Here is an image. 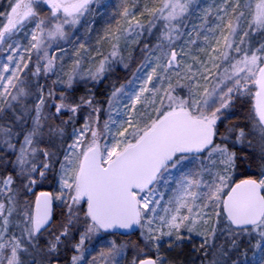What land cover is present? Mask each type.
Masks as SVG:
<instances>
[{
	"label": "snow or ice",
	"instance_id": "obj_1",
	"mask_svg": "<svg viewBox=\"0 0 264 264\" xmlns=\"http://www.w3.org/2000/svg\"><path fill=\"white\" fill-rule=\"evenodd\" d=\"M195 4L120 0L116 27L97 39L110 51L81 43L67 71L49 48L82 22L91 32L101 0H9L0 12V264H61L69 246L67 264H121L127 244L93 256L86 242L133 232L143 247L130 264H168L165 238L171 250L194 237L201 264H239L230 253L245 236L252 264H264V0H213L186 32ZM29 25L23 45L15 37ZM154 29L156 43H143L133 78L112 84L105 107L92 87L124 61L122 41ZM50 73L58 96L39 83ZM80 82L92 87L74 98ZM238 101L250 104L243 124Z\"/></svg>",
	"mask_w": 264,
	"mask_h": 264
},
{
	"label": "rangeland",
	"instance_id": "obj_2",
	"mask_svg": "<svg viewBox=\"0 0 264 264\" xmlns=\"http://www.w3.org/2000/svg\"><path fill=\"white\" fill-rule=\"evenodd\" d=\"M218 3L219 0H216ZM213 3V0H196V4L192 7L196 9V12L194 15H190L188 17L187 22V28L186 32L192 31L193 25H199L201 23V20L199 19L201 15V9L208 7L210 4ZM104 4L109 5L108 8L103 7ZM120 4V0H101L100 6H94L95 11L94 13L88 17V20L92 22V31L86 32L87 23L82 22L80 26H78L76 29L72 30V34L69 36L67 40H57L52 42L51 47L49 48V52L55 53L57 57H61L62 59H58L57 64L59 66L60 63L64 65L65 71L68 70V68L71 66L73 60L75 57V51L79 48V45L81 43H84L87 47H89L90 53L92 55H95L96 49L101 48L105 53L110 51V45L107 42H104L102 45L97 44V39L99 36H103L105 30L111 25L113 28L116 27V20L120 19L119 16H117L115 19H112V14L114 11H117V6ZM9 9V0H0V12L8 11ZM145 22L147 21V17L144 18ZM31 25L26 27L22 32H20L15 39L18 40L21 44L27 45L28 41L30 39V36H25L26 32H30ZM159 33L156 31V29L153 30L152 38H154V41L152 44L156 43V36ZM195 36V33H193V37ZM185 39H187V36H185ZM142 41V40H141ZM60 43V48L55 47L56 44ZM183 40L178 42L179 44H182ZM140 44V43H139ZM139 44L130 43L127 48L124 47L123 41L121 42V55L124 57V61L120 62L117 58V61L113 63L112 67L119 66L122 68L124 67V63H127L128 66L131 63V60L133 59V55L138 47ZM62 46V47H61ZM60 49H63V53H61ZM7 55V53H0V61H3L4 57ZM35 54H33L34 56ZM32 56V60H33ZM34 63V62H33ZM31 66V64L29 65ZM85 67L88 66V62L85 61ZM132 77L129 79L131 80ZM50 84H44L45 87L48 88H54L56 92H59L61 90L60 85H54L53 81L57 79V76L50 73ZM127 83V82H126ZM85 84L84 82H80L77 85ZM57 95V96H58ZM84 115V112L81 113ZM106 119V115L101 118V121ZM83 123V121H82ZM71 143V141H70ZM175 175V172L173 173ZM161 190L163 188L161 187ZM58 210L62 208L56 207ZM56 209V210H57ZM252 238H249L247 236L241 238L239 241L240 248L237 251H234L230 253L232 255L233 259H236L239 261V264H252L253 262V252L257 251L251 247L249 244V240ZM113 237L112 235L108 234H101L99 238H94L91 241L86 242V247L88 248V252L91 253L93 256H98L99 252L102 249H106L109 246V241H112ZM167 238H165V242L161 243L160 252L161 254L166 257V261L168 264H201V258H202V251L201 252H195L193 251V247H198L200 244V238L194 237L191 242L185 241L183 242L181 247H173L171 250H169L167 242ZM252 243H255V239H252ZM146 252L151 253L148 249H145ZM239 253L240 255H236V253ZM246 252V257L243 255V253ZM126 253V250H125ZM152 254V253H151ZM87 255V253H86ZM125 257V255H124ZM242 257V258H241ZM91 257L89 256V259ZM121 264H124V258L121 260Z\"/></svg>",
	"mask_w": 264,
	"mask_h": 264
},
{
	"label": "trees",
	"instance_id": "obj_3",
	"mask_svg": "<svg viewBox=\"0 0 264 264\" xmlns=\"http://www.w3.org/2000/svg\"><path fill=\"white\" fill-rule=\"evenodd\" d=\"M153 41H154V38H152V36L149 37L147 41L142 39V41L138 45L133 55V59L131 60L130 65L127 68H122L119 66L112 67V70L107 74L106 79H104L100 84L96 85L95 87H92L91 83L87 85L86 84L76 85L74 90L72 91L73 97L78 98L79 96L84 95L87 91V88L92 87V91L96 93L97 100H99L101 103L104 104L105 107H107V104L105 102L108 98L109 93L112 90V84L115 83L116 87H119L121 84H125L132 77L133 73L135 72V70L137 69V67L139 66V64L141 63L143 59L142 53L140 52V48L143 47L144 42H149L152 44ZM60 45L61 44L58 43L55 45V47L60 48ZM32 61L35 62V55L33 56ZM33 65L34 63L31 64L30 67H33ZM50 81H51L50 74H48V76L46 77H41L39 79V83L41 85L50 84ZM33 82H35L34 79H33ZM56 95H58V92H56ZM249 107H250L249 103H242L238 101L236 103V107L233 113L234 121L240 122L243 124L244 117L247 115ZM104 115H105L104 113H101V118L104 117ZM82 121H83V115L81 114V119L77 121V126H79V124H81ZM71 131H72V128L71 126H69L67 129L68 135L66 136V144L70 143L71 141L70 139ZM7 171H11V168L9 167ZM253 171H256L255 166L253 167ZM5 174H7V172L4 169L0 168V175H5ZM238 178H243V177L241 176ZM47 187H48L47 184L44 185L43 188L38 186L35 189V191L38 193L41 190H46ZM22 197H23V193H22ZM28 199L30 200L34 199V196H32L31 194H28ZM61 212H62L61 209L56 210L55 219L57 221L61 219V215H60ZM112 237H114L115 241H117L118 243L127 244V247L125 249L126 253L124 257V264H130L132 258L138 254V249L134 247V245L139 244L140 247H143V242L140 240L138 232H133L131 234H117ZM72 239L73 241H75L76 239H78V237L73 235ZM71 254L72 253H71L70 246L67 250H63L60 256L61 264H67V261L70 258ZM145 254L151 255V253L146 252V250H145ZM236 255H240V254L237 252ZM246 257H248V255H246Z\"/></svg>",
	"mask_w": 264,
	"mask_h": 264
},
{
	"label": "flooded vegetation",
	"instance_id": "obj_4",
	"mask_svg": "<svg viewBox=\"0 0 264 264\" xmlns=\"http://www.w3.org/2000/svg\"><path fill=\"white\" fill-rule=\"evenodd\" d=\"M55 215H56V213H55ZM56 217V216H55ZM113 240H115V238L113 237Z\"/></svg>",
	"mask_w": 264,
	"mask_h": 264
},
{
	"label": "water",
	"instance_id": "obj_5",
	"mask_svg": "<svg viewBox=\"0 0 264 264\" xmlns=\"http://www.w3.org/2000/svg\"><path fill=\"white\" fill-rule=\"evenodd\" d=\"M55 211H56V209H55Z\"/></svg>",
	"mask_w": 264,
	"mask_h": 264
}]
</instances>
